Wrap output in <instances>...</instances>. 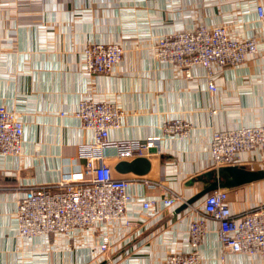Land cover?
I'll use <instances>...</instances> for the list:
<instances>
[{
    "label": "crops",
    "instance_id": "0c3cea01",
    "mask_svg": "<svg viewBox=\"0 0 264 264\" xmlns=\"http://www.w3.org/2000/svg\"><path fill=\"white\" fill-rule=\"evenodd\" d=\"M258 5L264 0H0V106L20 114L25 127L22 155L0 157V264H161L191 251L190 215L181 204L163 203L170 192L200 205L220 186L234 214L264 205V152L241 154L232 166L241 175L215 169L210 154L215 130L264 125ZM200 25H224L233 37L260 41V53L244 65L217 69L214 94L203 68L187 80L151 50L159 37ZM94 43L123 48L111 74L85 71L82 52ZM82 99L116 103L125 112L111 142L162 135V125L176 118L194 126L188 140L163 136L145 157L151 167L144 176L119 173L116 149H104L116 178L145 177L162 186L131 184L127 217L139 228L113 225L107 254L100 253L97 229L32 242L18 237L16 205L24 188L53 186L84 171L79 147L92 135L74 115ZM145 202L153 203L146 209ZM210 228L200 246L202 264H264V256L223 257L213 222Z\"/></svg>",
    "mask_w": 264,
    "mask_h": 264
},
{
    "label": "built area",
    "instance_id": "2783aa9c",
    "mask_svg": "<svg viewBox=\"0 0 264 264\" xmlns=\"http://www.w3.org/2000/svg\"><path fill=\"white\" fill-rule=\"evenodd\" d=\"M259 21H264V7L257 6ZM153 57L173 65L182 76L193 79L195 68L205 71L211 94L217 92V69L244 65L249 58L260 53L256 36L236 38L227 26L200 25L159 37L152 46ZM124 55L118 44L94 43L82 52L85 71L92 75L111 74ZM216 113L213 111L212 114ZM82 130L92 135L90 144L79 147V157L87 160L83 172L65 175L53 186L24 188V196L17 201L16 220L18 237L32 242L39 238L99 230L100 253L111 249L112 226L124 224L127 229H138L139 224L127 217L132 201L129 193L133 182L149 189L162 186L145 177L134 180L116 178L106 164L104 149L113 147L121 161L147 157L157 149L163 136L188 140L194 126L183 118L162 125V135L144 140L111 142L112 131L122 128L125 112L112 102L82 99L74 113ZM25 127L22 116L0 106V157L22 155ZM264 152V125L242 126L237 129L215 130L210 154L215 169L232 167L239 163L241 154ZM153 202H145L149 209ZM166 206L181 204L188 211L190 252L169 255L161 264H202L200 246L215 224L223 257L226 255L264 256V205L244 213L234 214L228 203V191L217 188L200 205H195L176 192L163 200Z\"/></svg>",
    "mask_w": 264,
    "mask_h": 264
},
{
    "label": "water",
    "instance_id": "95a60500",
    "mask_svg": "<svg viewBox=\"0 0 264 264\" xmlns=\"http://www.w3.org/2000/svg\"><path fill=\"white\" fill-rule=\"evenodd\" d=\"M153 151H155V149L151 150L150 152H153ZM150 167H151V164L149 160L145 157H140L132 161H122L118 163L116 166V170L119 173H123V174L132 172L137 175L144 176L148 174V172L150 171ZM229 172L234 175H241L243 173L245 174V172L242 169H236L233 167H229ZM217 188H222V187L217 186Z\"/></svg>",
    "mask_w": 264,
    "mask_h": 264
}]
</instances>
